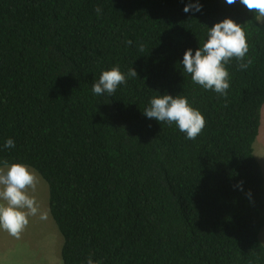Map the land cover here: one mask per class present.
Wrapping results in <instances>:
<instances>
[{
    "label": "trees",
    "instance_id": "16d2710c",
    "mask_svg": "<svg viewBox=\"0 0 264 264\" xmlns=\"http://www.w3.org/2000/svg\"><path fill=\"white\" fill-rule=\"evenodd\" d=\"M224 19L253 61L226 65V97L181 63ZM115 66L137 77L94 95ZM165 94L205 117L195 140L143 114ZM263 108L264 21L239 0H0V167L48 183L64 264H264Z\"/></svg>",
    "mask_w": 264,
    "mask_h": 264
},
{
    "label": "clouds",
    "instance_id": "9594fccd",
    "mask_svg": "<svg viewBox=\"0 0 264 264\" xmlns=\"http://www.w3.org/2000/svg\"><path fill=\"white\" fill-rule=\"evenodd\" d=\"M239 2L250 12L264 17V0H239ZM226 3L232 5L236 0H226ZM201 7L198 3H189L184 11L199 12ZM95 11L98 16L102 14V8L99 6ZM126 43L132 45L131 40ZM139 51H144L143 44H140ZM248 52L249 46L241 25L231 19H224L209 29L206 42L194 54L192 49L185 51L181 63L184 72L191 75L193 83L226 97L230 88V74L226 65L235 57L239 62L238 70H246L253 63L251 59H246ZM129 77H137V72L133 68L125 74L115 66L101 73L98 81L92 85V92L97 96L103 94L112 96L119 86L126 85ZM143 114L159 123L167 122L171 125L174 122L179 131L186 134L188 140H195L206 124L205 117L199 110L194 109L183 95L175 98L167 94L155 96L149 101V106L144 109ZM4 147L14 148L15 141L11 138L7 139ZM40 183V175L29 165L9 164L8 161H3V166L0 167V229L19 239L29 224V217L38 215L42 221L48 219L49 211L42 209L35 195L31 194L36 192ZM242 183L241 181L240 184ZM87 264H101V262H94L89 257Z\"/></svg>",
    "mask_w": 264,
    "mask_h": 264
},
{
    "label": "rangeland",
    "instance_id": "374dc122",
    "mask_svg": "<svg viewBox=\"0 0 264 264\" xmlns=\"http://www.w3.org/2000/svg\"><path fill=\"white\" fill-rule=\"evenodd\" d=\"M260 20L264 21V17H260ZM254 153L264 172V108L260 134L254 144ZM40 177L41 183L36 192L31 194L35 195L42 209L49 211L48 219L42 221L38 215L29 217V224L19 239L0 229V264H64L62 259L64 237L50 212L49 185L41 175ZM260 240L264 244V230ZM56 241H59V246L57 256H53L50 247L55 249ZM53 257L54 260H52Z\"/></svg>",
    "mask_w": 264,
    "mask_h": 264
},
{
    "label": "crops",
    "instance_id": "0c3cea01",
    "mask_svg": "<svg viewBox=\"0 0 264 264\" xmlns=\"http://www.w3.org/2000/svg\"><path fill=\"white\" fill-rule=\"evenodd\" d=\"M56 243L57 244H55V249L50 247V250H51V253H53V256L54 255L57 256L56 254H57V250H58V246H59V241H56ZM63 244H64V242H63ZM52 245H54L53 242H52ZM62 248H63V246H62ZM52 260H54V257L52 258Z\"/></svg>",
    "mask_w": 264,
    "mask_h": 264
}]
</instances>
